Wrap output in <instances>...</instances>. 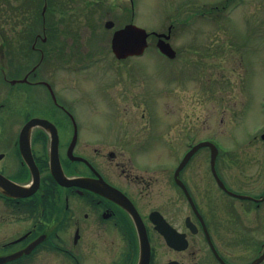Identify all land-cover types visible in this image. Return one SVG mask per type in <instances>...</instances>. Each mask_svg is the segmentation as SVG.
<instances>
[{
	"label": "flooded vegetation",
	"instance_id": "1",
	"mask_svg": "<svg viewBox=\"0 0 264 264\" xmlns=\"http://www.w3.org/2000/svg\"><path fill=\"white\" fill-rule=\"evenodd\" d=\"M1 1L0 264H137L144 230L148 264H263L264 239L228 232L234 231L229 222L235 216L245 229L243 206L250 211L264 207V130L256 144L237 139L231 145L236 149L224 146L225 155L215 162L224 187L210 164V177L199 176L206 186L200 185L196 152L177 170L195 134L191 123L180 127L176 120V108L184 106L185 113L188 107L185 101L181 105L180 85L188 80L194 91L226 99L222 64L211 61L204 68L211 69L208 78H197L195 70L198 61L205 66L204 57L222 51V39L212 38L204 47L191 33L189 43L176 46V32L186 28L167 26V41L176 55H161L177 63V72L191 67L193 78L179 73L161 82L156 105L171 103L168 116H175L161 117L160 133L144 138V95L139 98L133 78L53 76L54 69L68 64L78 70L100 60L101 53L88 49L99 31L94 17L113 9L109 0ZM129 5L121 10L132 16L131 1ZM226 5L222 0L216 7ZM82 16L88 36L81 38L82 28L73 24ZM106 20L104 28L111 29ZM182 46L194 63L177 60ZM129 58L114 60L125 63ZM131 108L141 123L128 122ZM180 143L184 149L174 154ZM160 145H166L163 164L158 173H148L144 147ZM225 163L229 168L234 163L236 171L223 170ZM224 211L229 221L222 220ZM157 222L166 226L169 240Z\"/></svg>",
	"mask_w": 264,
	"mask_h": 264
},
{
	"label": "rangeland",
	"instance_id": "2",
	"mask_svg": "<svg viewBox=\"0 0 264 264\" xmlns=\"http://www.w3.org/2000/svg\"><path fill=\"white\" fill-rule=\"evenodd\" d=\"M130 1L133 9L132 21L146 30L165 31L170 23L176 27H185L186 30L176 32V46L189 43L191 33H196L198 43L202 42L204 47L213 42L212 38L222 39V51H218L211 57L210 54L204 57L202 63L205 66L201 67L198 61L195 70H197V78H208L211 69L208 71L206 69L205 72L204 68L206 66L208 68L211 61L216 62L219 66L222 64L228 78L226 99L222 101L220 97H206L200 89L194 91L191 83L185 80L180 85V90L183 93L181 105L185 101V105L188 107L185 113L184 106L176 108L175 111L180 109L176 119L179 120L178 125L187 127L191 123L194 127L193 132H195L193 141L208 138L219 147L221 146L222 149L225 145L236 149L231 145L236 144L237 139L250 140L251 144L255 143L254 139L259 138V133L264 130V0H228L226 9L216 7L217 4L220 6L222 0ZM130 1L109 0L111 2L109 4H113V9L111 11L103 9L98 16L94 17L93 25L98 27L99 31L91 40L93 47L88 49L86 46L83 50L91 48L95 50L94 53H101L98 56L99 61L78 70L68 64L66 68L54 69L53 76L54 78H133L139 98L144 95V138L148 135L151 139L152 134L160 133L158 130L160 118L168 116L170 111H173L171 103L156 105L162 90L161 82L166 78H177L179 73L182 78L193 77L190 73L191 67L180 72H177L180 70L179 67L173 69L175 68L174 64L177 63L165 61V57L157 51L155 40L151 36H149V47L144 52V56L131 57L125 63L114 60L109 46L112 29L104 28V21L108 18L114 20L115 27L124 24L131 14L122 11L121 8L126 6L129 10ZM1 3L3 1L0 2V11L3 12L4 8ZM210 7H212L211 11H209ZM86 23V16H82L73 24L75 27L82 28L79 31L81 38L88 36V31L84 29ZM179 59H188L189 64L194 63L190 60H195L190 50L185 49L184 46L181 47V55L177 57V60ZM216 75L220 78V67H218ZM165 98H169V96ZM97 103H86V106H96ZM153 106L155 107L153 108ZM127 119L132 125L141 123L140 116L133 108L127 115ZM147 125L150 126L147 127ZM180 147L181 143L174 148V154ZM251 148L252 146L248 147L249 150ZM183 149L184 147H181L180 152ZM165 150L166 145L144 147V169L148 173L156 174L160 171V165L163 164L160 157ZM255 152L260 153V148L257 145ZM208 154V147L199 149L195 154L198 182L202 181L201 186H206L204 181L200 180L202 174L210 177L206 162ZM224 155L225 153L219 149L218 160ZM168 160L171 158H166V161ZM231 160L229 158L230 162ZM145 161L147 162L145 163ZM203 161H205V165ZM233 165L229 168L225 163L223 170L236 171L235 167L231 168ZM257 182L255 183L257 184ZM212 186L215 185L212 184ZM243 209L245 210L243 218L246 220L244 230L236 224V216L230 220L227 216L228 213L225 214L227 211L222 213V220L224 221L226 218L228 221L230 220L229 223L234 229L233 232L228 233H245V235L264 239V207L255 211H250L246 206H243Z\"/></svg>",
	"mask_w": 264,
	"mask_h": 264
},
{
	"label": "water",
	"instance_id": "3",
	"mask_svg": "<svg viewBox=\"0 0 264 264\" xmlns=\"http://www.w3.org/2000/svg\"><path fill=\"white\" fill-rule=\"evenodd\" d=\"M114 22L112 20L106 21L107 27H112ZM159 35H162L161 33ZM147 36L148 32L146 29L137 26L136 24L130 22L126 23L124 26L117 28L111 38V48L117 58H124L129 55H140L147 46ZM168 37L169 35H165ZM157 46L163 53L167 54L170 57L174 56V50L168 42L164 39H159L157 41ZM209 145L211 149V166L212 170L215 173L214 160L217 154V148L209 141H203L196 144L189 152L186 154L185 158L193 153L201 145ZM184 158V160H185ZM217 177V176H216ZM219 184L223 186L219 179H217ZM162 229L165 230L163 223H160ZM139 228V226H138ZM167 232V231H166ZM150 249L149 244L146 238L145 230L144 237L140 234V250H139V259L138 264H147L149 261ZM263 255H261L257 261H259Z\"/></svg>",
	"mask_w": 264,
	"mask_h": 264
}]
</instances>
